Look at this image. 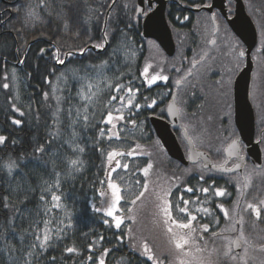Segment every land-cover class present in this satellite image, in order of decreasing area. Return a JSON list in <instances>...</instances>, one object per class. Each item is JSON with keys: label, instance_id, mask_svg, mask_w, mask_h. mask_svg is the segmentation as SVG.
Returning a JSON list of instances; mask_svg holds the SVG:
<instances>
[{"label": "trees", "instance_id": "obj_1", "mask_svg": "<svg viewBox=\"0 0 264 264\" xmlns=\"http://www.w3.org/2000/svg\"><path fill=\"white\" fill-rule=\"evenodd\" d=\"M209 2L166 0L175 54L165 57L167 79L149 85L142 72L147 46L141 38L142 20L135 16L136 0H0V136L6 138L0 142V264H153L148 255L157 264H180L185 257L171 242L158 208V196L164 193L173 219L186 223L189 215L196 217L192 222L197 229L195 244L204 249L198 255L206 262L264 264V205L260 204L264 201L260 136L264 119L259 116L264 107L254 112L261 167L246 159L242 172L234 174L203 169L201 162L181 165L168 157L149 123L152 115L165 117L173 91L181 116L186 112L180 100L186 82L180 89L175 83L190 71L189 61L206 54L200 66L208 62L211 49L218 45L215 38L225 29L219 21L214 32L207 13L190 9ZM244 4L257 29L256 47L263 48L264 57V24L257 20L254 7L245 0ZM29 10L39 18H28ZM226 31L235 46L234 66L221 62L219 78L208 77L212 83L226 84L224 97L212 93L215 102L206 114L204 131L199 127L200 108L191 99V111L184 117H192V124L189 120L182 126L212 165L224 163V147L238 137L227 91L243 65L238 56L242 45ZM214 115L223 120L218 139L210 134L217 130L210 126ZM17 120L19 124L14 123ZM175 135L186 153L181 130ZM11 161L16 167L9 173L5 165ZM110 180L131 195L118 202L124 204L119 228L102 207ZM217 189L224 194L217 196ZM141 192L144 195L133 204ZM241 203L257 205L260 217L252 212L251 218ZM185 207L187 212L179 211ZM168 226L177 234L187 231ZM241 231L247 244L242 242L239 254L232 249L225 256L229 241ZM45 234L49 239L41 247ZM144 244L150 253L144 254ZM189 249L186 245L184 251Z\"/></svg>", "mask_w": 264, "mask_h": 264}, {"label": "water", "instance_id": "obj_2", "mask_svg": "<svg viewBox=\"0 0 264 264\" xmlns=\"http://www.w3.org/2000/svg\"><path fill=\"white\" fill-rule=\"evenodd\" d=\"M229 1L233 2L231 17H228L227 9ZM165 10L166 0H136L135 16L142 20V40L154 41L164 52L165 56L171 57L175 51V43L165 16ZM191 10L195 12L206 11L210 15L215 30L216 24L213 10H217L225 19L232 34L242 45L240 52L242 51L244 55L239 56L243 59L244 63L232 83L233 124L238 134V137L234 140L238 141V152L229 155L226 151L228 145L232 142L230 141L223 150L224 163L212 165L209 155L205 151L196 149L185 130L180 128L175 93L172 94L170 101L165 107L166 119L150 116L149 123L168 157L185 167L201 162L203 169L210 168L212 171L220 174H234L242 172L245 159L247 158L253 167L260 168L262 164V152L259 144L254 141L255 116L253 105L250 101L251 76L254 67L251 55L258 43L256 26L247 14L243 0H210L208 6H202L197 9L192 8ZM210 44H213V41ZM170 105L172 106L171 111L169 110ZM178 127L187 146L186 153L182 150L174 133V130ZM242 144L245 147V155L241 154ZM232 160H234V163L229 166L228 164ZM226 169H230V171ZM236 238L237 236L233 240ZM232 249L235 254H239L241 247L236 248L232 246Z\"/></svg>", "mask_w": 264, "mask_h": 264}, {"label": "rangeland", "instance_id": "obj_3", "mask_svg": "<svg viewBox=\"0 0 264 264\" xmlns=\"http://www.w3.org/2000/svg\"><path fill=\"white\" fill-rule=\"evenodd\" d=\"M245 2L247 4H249L250 6L254 7L255 10L253 12H254V14L257 15V18H258L257 20H260V22H261L260 24H264V0H245ZM210 32H211V30L209 29L208 33L210 34ZM228 36H229V33H227V31L224 30V31H222L221 34H219L215 38V40L218 42V45L214 46L211 49V54L209 55V57L207 59L208 62H206L203 65H201L200 67H198L196 69V71L194 72V74H196V76H200L201 74H203L201 77H199V79H198V77H195L198 79L197 80L198 84H199L198 81H200V83L204 82L203 84H205V85H203V87H210L211 83L208 80V74L211 73L214 70V68L215 69L217 68L218 70L219 69L222 70V67L220 66L221 62H224L223 64L230 63L232 66H234V63L232 62V60H233L232 57L233 56L235 57V52H232V50L235 48V46H234V43L232 42V40ZM211 41L214 42L213 39ZM146 46H147V50H146L147 55H146V59H145L144 65H143V71L142 72L145 76L147 83L149 85H153L156 82H159L160 80H162V78H159V77H164V72H165L166 68L163 69V67H165V63H166L165 60H167V59H165L164 55L162 54V52L159 50L158 46L153 41H146ZM262 49L263 48H261V46L259 45L255 48V50L252 53V58L255 62H253L254 67H253V73H252V79H251L250 101L255 105V104H258V102L260 101L261 98L263 99V102H262L263 105L261 104L259 106V108H258L259 104L257 106H254L255 110H257L258 113L262 110L261 107H264V63H263L264 57H263V53L261 52ZM214 51H216L217 53H213ZM164 61H165V63H164ZM145 69H147V71H145ZM162 70H163V72H162ZM153 76L158 77L154 82L152 81ZM179 81H181V79ZM213 84H214L213 87H214L217 95L221 96V94H222L224 97V91H225L224 86L226 84L224 82H221V84L214 82ZM204 94H206L205 91L201 92V96H203ZM214 97H215V94H214L213 98ZM203 98H207L208 101L211 102L212 104L211 103L205 104L204 102H202L203 99H201L199 101V105H200L199 110L201 111V114L199 115V117L202 118V121L199 123V127H201L202 131H204L208 127L206 125L207 121H206L205 117H206V114L210 112L209 111L210 108H212L210 106L211 105L213 106V104L215 102V100H213L209 94H208V97H203ZM224 100H226V96H225ZM228 106H229V104H227L226 106L223 107V110L225 112L227 111ZM259 116L261 119H264V113L262 115H259ZM194 118H195V116L193 117V120L195 121ZM213 119L214 120L212 123H210V126L216 127L217 130L215 132H211L210 134L213 137L217 136V139H218L220 134H222V129H224L223 120L221 121L220 115H218V116L214 115ZM107 120H110L109 117H107ZM189 120H190V123L192 124V117H189ZM183 123H184V121H183ZM188 124L189 123H187V125ZM255 129H256V124H255ZM260 136H261V142L263 139L262 146L264 149V131L261 132ZM258 144L260 145L259 142H258ZM110 183L117 185L114 180H110L109 184ZM117 187L119 189V191L117 193L120 197L119 200H121V198H123L124 201L129 200L131 195L128 196L129 194L122 193L120 191V188L118 185H117ZM119 200L118 201L116 200V196L113 194V189L109 187L108 190H106V193H105V195L103 197V201H102V203H103L102 207L104 208V210H106V211L112 210V212L116 211L114 216H111L113 218L114 225H116V221H115L114 217L119 218V216L122 215V214H120V209L122 210V208H124V206H123L124 204H118ZM241 205H242V203H241ZM242 207L247 208V205L245 206L243 204ZM204 210H208V208L206 207V209H204ZM248 210H249V213H250L251 218H252V210H250V209H248ZM200 212L204 213L202 211H200ZM118 214H120V215H118ZM161 228H162V226H161ZM161 228H160V219L158 218L157 219V232L159 234L160 239L163 237V235H162L163 231L161 230Z\"/></svg>", "mask_w": 264, "mask_h": 264}, {"label": "snow or ice", "instance_id": "obj_4", "mask_svg": "<svg viewBox=\"0 0 264 264\" xmlns=\"http://www.w3.org/2000/svg\"><path fill=\"white\" fill-rule=\"evenodd\" d=\"M43 3V0H42ZM28 18H30L31 20H36L38 19V14L33 11V10H29L27 13ZM43 52V49L41 50ZM67 55H70V53H68ZM240 56H243L244 53L241 51L239 53ZM59 63H64V61L59 60ZM145 71H147V69H145ZM158 77L153 76L152 81L154 82ZM162 79H167V77H159ZM180 81H177V84H179ZM5 87H7V85H5ZM113 99H115V97H113ZM131 101H129L130 103ZM149 107H151L152 105H148ZM137 107H139V105H137ZM169 110H172V106H169ZM122 117H117V119H120ZM109 119H111V114H109ZM14 123L19 124L20 121H14ZM5 137L0 136V142H4L5 141ZM39 151H43V149H39ZM82 151V149H81ZM226 151L229 153V155H232L234 152H238V141L237 140H232V142L228 145ZM118 154V153H117ZM113 155V153H109V157L111 158V156ZM73 164L76 163V161L72 162ZM8 169H9V173H11V170L13 168L16 167L15 161H11L8 164L5 165ZM125 167H127V165H125ZM151 165L149 164L147 168L144 169L145 174H147L148 168H150ZM237 167H239V165H237ZM228 171H230V169H226ZM246 186V185H245ZM109 187L113 189V194L116 196V200L118 201L120 199L119 195L117 194L119 189L117 187V185L110 183ZM147 189V184H145V190ZM188 191H192L191 188L188 189ZM203 191L207 192L208 189L205 188ZM224 192L221 189H217L216 191V195L220 196L223 195ZM144 195V192H141L139 194V196L136 197L135 200L132 201L133 204L136 203L137 200H139L142 196ZM168 195V193H164V196H158V199L161 201V203L158 205L159 210L163 213L164 216V224L167 226L166 230L172 234V240L171 242L173 243L175 249L182 254L183 257H185L184 259L180 260V264H210L209 262H206L205 259L198 255V253H202L204 251V249L198 247L195 244V236L194 233L197 231V229L193 226L192 222L194 220H196V217L194 215H189L187 217V222H178L177 220L173 219L172 217V212L170 210V204L169 201L166 200L164 197H166ZM54 200H57L58 197H53ZM183 203L185 205H187L189 203V201H183ZM261 205H264V201L260 202ZM222 207V206H221ZM247 208L252 210V212L257 216V218L260 217V208L252 203H249L247 205ZM131 211V210H130ZM180 212H187V208H179ZM207 211V210H205ZM107 215L112 216L113 212L112 210H109L107 212ZM225 215H227V212H225ZM115 221H116V227L119 228L120 227V219L118 217H114ZM168 225H174L177 229L180 230H187L186 232H181L179 234H177L176 232L173 231V228L171 226ZM204 231L208 230V226L207 225H203L202 226ZM39 239V237L37 238ZM49 236L47 234H45L44 239L42 241H40L41 247H43L46 242L48 241ZM242 242L244 245L247 244V241L243 235V232L241 231L240 235L235 239V240H230L229 241V246L228 249L225 251L224 255L225 256H229L232 250V246L236 247V248H240L242 246ZM186 245L190 246L189 251H184V248ZM67 251L72 252L73 249L69 248L67 249ZM151 252V249L148 248L147 244H144V254H148ZM247 253V247H245V254ZM190 259H187L189 258ZM233 259H236L237 257L233 256ZM148 259L153 261V264H157V261L155 260L153 255H148ZM101 264H103V261H101Z\"/></svg>", "mask_w": 264, "mask_h": 264}, {"label": "flooded vegetation", "instance_id": "obj_5", "mask_svg": "<svg viewBox=\"0 0 264 264\" xmlns=\"http://www.w3.org/2000/svg\"><path fill=\"white\" fill-rule=\"evenodd\" d=\"M209 4H210V2H209ZM208 4V5H209ZM208 5H205V6H208ZM199 8V7H198ZM190 9H192V8H190ZM193 9H197V8H193ZM227 9H228V17H231L232 16V11H233V2L232 1H229L228 3H227ZM204 11V10H203ZM205 13H207L206 11H204ZM208 14V13H207ZM208 16H209V18H210V15L208 14ZM213 16H214V20H215V24H216V30H215V27H214V25H213V23L211 22V24H212V27H213V30H214V32H216L217 31V23L216 22H218L219 23V21H221L222 22V24L224 25V27H225V29L224 30H227V29H229L228 28V26H227V24H226V21H225V19L220 15V13L217 11V10H213ZM217 17V18H216ZM210 21H211V18H210ZM223 30V31H224ZM230 30V29H229ZM232 33V32H231ZM174 40V39H173ZM146 41H152V40H146ZM154 42V41H153ZM155 43V42H154ZM174 43H175V41H174ZM156 44V43H155ZM157 45V44H156ZM158 46V45H157ZM159 48V47H158ZM159 50L162 52V54L164 55V57H167V56H165V54H164V52L159 48ZM185 51L187 52V49L185 48ZM254 51V50H253ZM239 52H240V50L238 51V56H239ZM253 53V52H252ZM175 54V51H174V53H173V55ZM172 55V56H173ZM172 56L171 57H167V59L168 58H172ZM205 56H207L206 54L204 55H202V56H200V59L199 60H194L193 62H191L190 63V61H189V63H188V65L190 66V71H186L183 75L181 74V76L179 77V79L181 78V81H180V83H179V85L177 86V83H175V87H176V89H180V87L182 86V84H183V82H186L183 86H182V88H181V91H183V93L182 94H180L181 95V98H180V100H181V108H182V110L183 111H186V112H184V114H182V116H181V112H180V110H179V107L177 106V103H176V100H175V103H176V106H177V109H178V112H179V117H180V121H179V125H180V128L181 129H183L182 128V126L183 125H187V123H189V117L187 116V117H184L185 115H188L187 114V112L188 111H191V109H190V101H191V99H193V100H195L196 102V105H195V108L197 109V107H200V105H199V101L201 100V99H203L202 100V102H204L205 104H208V103H211V102H209L208 101V99L207 98H203V97H208V94L211 96L212 95V93L215 91V89H214V84L212 83L213 81L212 80H209L210 81V87H203V85H205V84H203L202 82V84L200 83V81H198L199 82V84L197 83V80L199 79H196L195 77H196V74H194V72H193V70L196 68V67H199L200 66V64L201 63H203L204 61H205ZM251 57H252V55H251ZM166 61V60H165ZM164 61V62H165ZM182 63L184 62V59H183V61H181ZM243 63H244V61H243ZM164 64V63H163ZM193 64H194V66H193ZM230 64V63H229ZM243 66V65H242ZM241 66V67H242ZM240 67V68H241ZM239 71V70H238ZM238 71L236 72V74L238 73ZM253 73V72H252ZM220 71L216 68H214V70L211 72V73H209L208 74V77L209 78H212V77H218V76H220ZM236 74H235V76H236ZM235 76L233 77V80H234V78H235ZM164 77H166V75H164ZM252 77V76H251ZM162 80H166V79H162ZM157 83H159V82H157ZM232 83H233V81H232ZM232 83H231V88H229L228 89V91L227 92H230L229 94H228V97H229V100H230V98L232 99ZM205 91V93L207 94H204L203 96H201V92H204ZM173 93H175V99H176V92L175 91H173L172 93H171V95L170 96H172V94ZM171 99V98H170ZM170 101V100H169ZM262 102H263V99L261 98L260 99V101L258 102V104H253L252 103V105H253V109H254V112H255V107L254 106H257L258 105V108H259V106L262 104ZM232 115H233V105H232ZM153 116V115H152ZM254 116H255V113H254ZM181 117H183L184 119H181ZM163 118V117H162ZM232 118H233V116H232ZM163 119H166V113H165V117L163 118ZM188 119V120H187ZM254 119H255V117H254ZM183 121H184V123H183ZM177 130H180L179 129V127L178 128H176L175 130H174V133H176V131ZM254 141L255 142H260V139H258L257 137L255 138V134H254ZM260 146V145H259ZM261 149V148H260ZM242 151L244 152V155H245V147H244V145L242 144L241 145V154H242ZM261 152H262V150H261ZM243 155V154H242ZM247 159V158H246ZM246 159H245V162H246ZM234 163V160H232V161H230L229 162V166L230 165H232ZM245 166V165H244Z\"/></svg>", "mask_w": 264, "mask_h": 264}]
</instances>
